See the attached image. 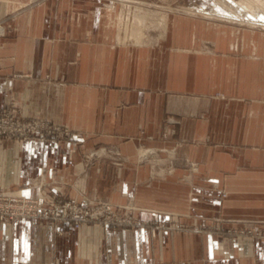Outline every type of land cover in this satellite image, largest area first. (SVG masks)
<instances>
[{
    "label": "crops",
    "instance_id": "1",
    "mask_svg": "<svg viewBox=\"0 0 264 264\" xmlns=\"http://www.w3.org/2000/svg\"><path fill=\"white\" fill-rule=\"evenodd\" d=\"M103 3L46 0L20 11L24 0H0V107L12 103L27 118L73 133L61 143L0 139V191L130 201L148 225L86 223L59 236L52 221L0 222V264H264V238L227 231L264 229V221H249L264 220V101L250 79L264 71L256 62L264 52L225 58L220 101L212 95L216 56L187 59L191 52L177 50L170 62L162 47L155 57L157 41L123 44L117 6L109 16ZM100 145L117 146L128 162L113 167L97 151L86 167V153ZM141 145L174 149L170 165L139 163Z\"/></svg>",
    "mask_w": 264,
    "mask_h": 264
},
{
    "label": "rangeland",
    "instance_id": "2",
    "mask_svg": "<svg viewBox=\"0 0 264 264\" xmlns=\"http://www.w3.org/2000/svg\"><path fill=\"white\" fill-rule=\"evenodd\" d=\"M45 1L46 0H24V6H23L24 8L21 9L20 11L23 10L28 11L30 10L31 7L42 4ZM103 1L104 3L102 5L104 8L108 7L110 9H113L115 6H117V9H115L116 11H114L115 17L113 20L115 21V23L117 22L116 24L117 27L119 25L117 21V17L119 16L122 8H125L122 6V3L125 4L130 3L131 7L140 8L142 6L141 8L145 7L150 11L158 12L161 14L164 13L165 15H167L168 25H169L167 34L165 35L164 39L158 40L156 43L153 44L156 50L155 57L157 56L159 57V55L163 53L164 58L166 59L165 61L169 59L170 62L171 61L173 62L177 58L176 57L177 50H181V51L185 50L187 52H191L189 54L184 53L187 59L192 58L195 53L203 56H210V55L216 56L218 58V64H219L218 67L219 69L217 72L218 90L213 92L212 95L213 97L217 98L220 101L226 100V96H227L226 95L227 93L224 89L225 88L224 65L226 60L225 58L227 56L241 57V54L243 52L242 49L246 50V52L248 53H251L250 58H257V55L254 56V54L264 52L263 44L261 41L262 34H264V16H262L263 18L262 17L259 18L258 21H256V23L253 22L252 25H247L245 23V20H243L244 22H241L242 20L237 19L234 14L230 13V10H228L227 7L221 4L223 0H128V2H125L126 0H122V1L103 0ZM225 12L227 15L225 14ZM17 13L18 12H14L11 15V19H13L14 15L16 16ZM258 25H260L261 29L259 28ZM2 31L3 30L0 29V37L3 36L4 32L2 33ZM232 31L234 32L233 36L231 34ZM150 35L151 37L154 38L158 35V31L152 30L150 31ZM241 36L242 38L245 37V39H253L255 41L254 42L255 46L254 47L250 46V43L248 44V46L247 43L242 45V40H244V38L241 40L240 39ZM166 39L167 41L165 42ZM231 42L233 43L231 44ZM161 47L164 49V52H162L163 49ZM262 59L263 57H261V61H256V62H259L260 65H263L262 68L264 69V59L263 60ZM250 79H255L256 81H259L260 85L259 84L258 85L259 87L262 88L261 90L263 91L261 99L262 101H264V71H262L261 73L251 72ZM165 122L168 124H173L175 120H173L172 116H166ZM175 143L176 146H180L184 142L178 140ZM185 143L189 144L192 142L186 141ZM217 144H219V146L223 148L225 147L220 143ZM173 150L174 149L172 148L171 149H163L160 147L150 148L141 145L138 149L139 151L138 162L139 163L146 162L153 166H160V165L169 166L171 163L170 162L172 156L171 152ZM97 151H100L99 154L101 156H103V152H106V157H102V159L113 167L120 168L125 163L128 162V157L122 154L120 148H118L117 146L100 145V146H96L94 150H91L90 152L86 153L85 155L86 167L92 162L93 159H97V157L88 158L86 156H89L90 154H92L93 156H98ZM161 152L165 154L164 157L160 156ZM151 175L153 177L163 176V174L158 173L156 171H153ZM221 194L222 196L225 195L223 190L221 191ZM61 199L66 200L63 198ZM87 203H102V204L105 203L110 205L111 207H117L118 213L123 214V216L126 215V217L129 216L136 218L138 221L137 226H132V227L119 226V227L141 229V228H145L148 225L147 221L137 218L132 213L134 207L130 201H127L122 205H113L106 200H92L86 203L84 202L82 204H87ZM249 221L262 222L264 220L250 219ZM152 224H155V226L163 225V227H169V228L170 226H172V224L167 221L164 222L154 221L152 222ZM215 228H217L220 231L225 230V228L221 227L220 225L215 226ZM227 231H239L249 236L264 238V229H260V228H253L248 226V227H240L238 229L228 228Z\"/></svg>",
    "mask_w": 264,
    "mask_h": 264
},
{
    "label": "built area",
    "instance_id": "3",
    "mask_svg": "<svg viewBox=\"0 0 264 264\" xmlns=\"http://www.w3.org/2000/svg\"><path fill=\"white\" fill-rule=\"evenodd\" d=\"M72 138L73 133L66 127L39 118H27L12 103L0 107V139L61 143ZM19 217L52 221L59 236L66 234L64 227L76 231L86 223L104 227L138 225L136 218L123 216L117 207L105 203L82 204L73 199L62 200L57 194L41 201L0 191V222L11 224Z\"/></svg>",
    "mask_w": 264,
    "mask_h": 264
},
{
    "label": "bare ground",
    "instance_id": "4",
    "mask_svg": "<svg viewBox=\"0 0 264 264\" xmlns=\"http://www.w3.org/2000/svg\"><path fill=\"white\" fill-rule=\"evenodd\" d=\"M125 2H128V0H126ZM221 4L227 7V9L230 10V13L234 14L237 19L242 20L241 22H244L243 20H245V23L247 25H252L253 22L256 23L259 18L264 16V0H223ZM122 6L125 8H122L119 16L117 17V21L119 24L118 40L120 39L121 43H130L134 46H147L151 44L152 41L156 42L158 40L164 39L168 31L167 15H165L164 13L161 14L158 12L150 11L145 7L141 8L142 6L140 8L131 7L130 3H122ZM113 10L108 7L106 8V12L109 14V16L113 13ZM258 26L260 28V25ZM152 30L158 31V35L154 38L150 35V31Z\"/></svg>",
    "mask_w": 264,
    "mask_h": 264
}]
</instances>
